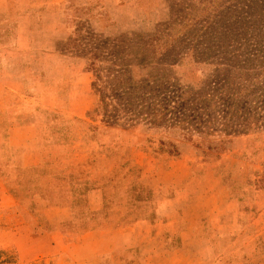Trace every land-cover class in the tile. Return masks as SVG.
<instances>
[{
    "label": "rangeland",
    "instance_id": "rangeland-1",
    "mask_svg": "<svg viewBox=\"0 0 264 264\" xmlns=\"http://www.w3.org/2000/svg\"><path fill=\"white\" fill-rule=\"evenodd\" d=\"M124 53L150 68L148 104L151 90L178 93L181 120L190 107L231 117L221 113L209 135L154 126L142 105L116 125L103 123L92 84L114 105L106 73L132 59H120ZM218 122L232 134H219ZM1 189L16 207L0 211V264H16V251L2 248L8 234L25 235V224L34 234L51 229L38 202L82 215L92 190L102 192V217L66 224L68 238L156 217L194 218L175 210L202 197L210 230L232 237L207 234L209 244L194 250L199 264H264V0H0ZM150 227L138 229L139 246L121 264H181L182 252L162 256L166 243L152 241ZM179 243L174 236L168 246Z\"/></svg>",
    "mask_w": 264,
    "mask_h": 264
},
{
    "label": "crops",
    "instance_id": "crops-1",
    "mask_svg": "<svg viewBox=\"0 0 264 264\" xmlns=\"http://www.w3.org/2000/svg\"><path fill=\"white\" fill-rule=\"evenodd\" d=\"M0 190V211L11 210L16 207V200L5 189ZM102 192L100 190H92L86 193V208L84 214L80 215L78 210L72 206L56 205L50 206L43 201L36 204V213L42 217L43 221L51 229L47 231L38 232L34 234L30 231V226L23 225L25 235L18 237L8 234L7 246L2 247L5 250L13 249L16 251V264H32L31 262L45 260H57V264H121V256L127 250L139 246L140 230L143 226H151V231L154 232L152 241H159L162 244L166 243V252L162 256L174 257L178 252H182L183 256L178 262L181 264H199L196 257L195 248L205 247L211 241L209 233L212 225L211 212L208 208H204L200 200L194 207L186 206L178 207L175 211H182L185 213H192L194 218H188L184 215L182 218H175L171 215L168 218H157L153 221L150 219L138 220L132 224L131 227L112 229L106 231L91 230L82 233L76 238H68L71 232L64 229L66 224L74 225L82 222L100 221L102 215ZM154 197V201H158V205H154V214L159 213L160 202L162 196ZM158 198V199H157ZM185 201V198H182ZM178 199H175L171 205L175 207ZM164 202L171 203L164 199ZM156 203V204H157ZM232 205V203H230ZM185 211V212H184ZM204 219V221H202ZM223 219V225L220 228H227L233 225L236 218ZM216 237L231 238L232 236L213 232ZM218 234V236H217ZM176 236L180 242V248L175 251L168 246L172 237ZM214 239V237H213ZM212 239V240H213ZM241 241L245 243V247L249 249V237H241ZM213 242V241H212ZM241 249V248H240ZM178 250V251H177ZM242 251V250H241ZM172 252V253H170ZM244 252V251H242ZM173 261V260H172ZM172 263V262H170Z\"/></svg>",
    "mask_w": 264,
    "mask_h": 264
},
{
    "label": "trees",
    "instance_id": "trees-1",
    "mask_svg": "<svg viewBox=\"0 0 264 264\" xmlns=\"http://www.w3.org/2000/svg\"><path fill=\"white\" fill-rule=\"evenodd\" d=\"M122 57H131L132 59L128 60L129 62L127 61L123 63L117 70H115V72L106 73V92L109 93L106 94V98L110 97V100L116 101L114 105L108 103L107 100L105 102L104 95H101L102 90L97 87L96 83L92 84L97 97L94 113L97 114L99 113V110L102 111L104 118L103 123L107 125H116L120 115L134 112V110H130L134 105H142L145 106L147 110L152 111L154 115V118H152V124L154 126H164L172 129L173 127L176 128V126H178L181 127V131L184 133L185 131H191L200 135L215 133L213 127L216 125V121L220 114L223 113L222 110H197L190 107L187 109V113L184 114L183 120H181L179 115L182 114L181 112L184 108L179 100L181 97L180 94L174 93L168 95L162 93L161 95H158L154 90H151L153 95L149 99L150 103L148 104V99L144 98L146 92L143 91L149 87L148 84L154 83L153 78L148 73L150 68H148L146 64H143V60H141V65H136L140 62L132 63L136 59V56L134 55L124 53L120 54L119 58L121 59ZM154 71H158V69H154ZM100 79L101 78L98 77L96 78V81L98 82ZM133 81L134 83L130 88L128 85ZM125 86H128L127 91L122 90V87ZM139 92H141V95L137 96L136 94ZM99 105H101L100 108ZM223 115L224 118L231 117L227 113H223ZM221 118L222 116L219 119ZM218 123L221 125V128L218 130L219 134H224L226 136L232 134V132L227 130L228 124L225 122ZM166 144L169 147V150H165L166 154L174 157L177 156L178 152L176 146L172 143ZM166 144L161 143V146L163 147Z\"/></svg>",
    "mask_w": 264,
    "mask_h": 264
}]
</instances>
